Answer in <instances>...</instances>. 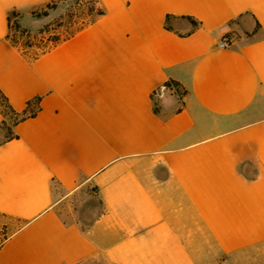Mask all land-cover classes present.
Here are the masks:
<instances>
[{"label": "crops", "instance_id": "obj_1", "mask_svg": "<svg viewBox=\"0 0 264 264\" xmlns=\"http://www.w3.org/2000/svg\"><path fill=\"white\" fill-rule=\"evenodd\" d=\"M98 1L28 58L8 16L50 0H0V88L42 97L0 144V264H264V0Z\"/></svg>", "mask_w": 264, "mask_h": 264}, {"label": "rangeland", "instance_id": "obj_2", "mask_svg": "<svg viewBox=\"0 0 264 264\" xmlns=\"http://www.w3.org/2000/svg\"><path fill=\"white\" fill-rule=\"evenodd\" d=\"M99 7L98 0H50L26 10H15L9 14L7 38L26 57L33 58L87 25ZM44 11L48 12L47 16L42 15ZM4 132L5 129L0 131V138ZM10 230L8 224L0 221V243Z\"/></svg>", "mask_w": 264, "mask_h": 264}, {"label": "trees", "instance_id": "obj_3", "mask_svg": "<svg viewBox=\"0 0 264 264\" xmlns=\"http://www.w3.org/2000/svg\"><path fill=\"white\" fill-rule=\"evenodd\" d=\"M14 11H12L11 13H13ZM95 12L96 13H95L94 19H96L99 16H102L104 14L105 10H104V8L99 7L98 9H96ZM90 14H91V10H90ZM42 15L47 16L48 12L44 11L42 13ZM170 18H171L170 15L166 16L165 28L172 31L173 28L169 23ZM183 19H186L190 23L192 29H195L199 26V22L197 20H195L193 17L183 16ZM93 20H91V21H93ZM9 21H10V16H8V23H9ZM179 35L182 36L183 34H179ZM169 84H172L174 86L176 85V84L171 83V82L167 83V85H169ZM41 98H42L41 96H35L26 102V105L22 110H16L11 105L6 94L0 88V113L2 115V120L0 122V131L3 129H5V131H6V132H4L3 137L0 138V144L7 141V140L16 138L18 136L14 132V127L18 123H20V122H22L28 118L35 117L37 115V113L40 110Z\"/></svg>", "mask_w": 264, "mask_h": 264}, {"label": "built area", "instance_id": "obj_4", "mask_svg": "<svg viewBox=\"0 0 264 264\" xmlns=\"http://www.w3.org/2000/svg\"><path fill=\"white\" fill-rule=\"evenodd\" d=\"M231 46V40L229 36H223L218 42V47L221 49H226Z\"/></svg>", "mask_w": 264, "mask_h": 264}]
</instances>
